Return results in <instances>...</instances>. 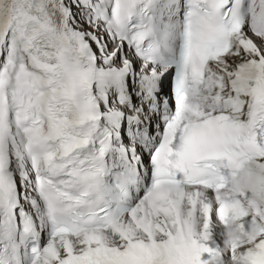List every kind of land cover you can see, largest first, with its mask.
Listing matches in <instances>:
<instances>
[{"label": "snow or ice", "instance_id": "obj_1", "mask_svg": "<svg viewBox=\"0 0 264 264\" xmlns=\"http://www.w3.org/2000/svg\"><path fill=\"white\" fill-rule=\"evenodd\" d=\"M0 264H264V0H0Z\"/></svg>", "mask_w": 264, "mask_h": 264}]
</instances>
